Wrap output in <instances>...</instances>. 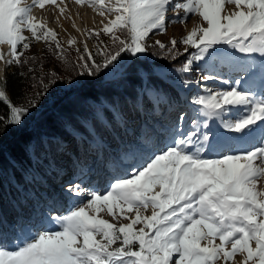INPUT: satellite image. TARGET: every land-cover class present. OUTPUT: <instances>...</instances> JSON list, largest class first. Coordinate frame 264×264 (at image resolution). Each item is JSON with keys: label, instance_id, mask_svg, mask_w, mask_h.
Here are the masks:
<instances>
[{"label": "snow or ice", "instance_id": "obj_1", "mask_svg": "<svg viewBox=\"0 0 264 264\" xmlns=\"http://www.w3.org/2000/svg\"><path fill=\"white\" fill-rule=\"evenodd\" d=\"M75 3L87 5L103 19L102 27L87 30L89 38L98 40L95 52L86 41L82 48L76 46L74 79L71 73L61 75L55 70L37 77L33 75L37 57L25 59L36 41L67 62L56 30L32 12L53 5L69 19L64 0H0V65L4 66L0 105L6 109L0 115V141L11 130L27 133L33 113L60 83L69 89H86L109 87L106 77L112 78L111 83L135 81L142 86L141 103H149L167 96L172 72L188 87L196 82L184 74L197 62L207 68L216 60H228L230 54L224 46L264 56V0ZM169 11L174 13L172 23L184 24L190 14L200 23L179 42L175 38L168 44L156 40L152 47L166 53L169 60L182 55L178 43L185 46L184 52L195 51L176 69H138L126 57L148 51L149 33L166 32ZM101 35L109 42L99 40ZM66 43L69 48L77 45L75 38ZM13 66L25 67L27 77L25 72L19 75L36 81L29 88L37 91L25 103L14 102L8 92L7 69ZM82 77L90 79L82 82ZM200 79L219 76L202 75ZM240 83L235 79L227 89H205V95H195L191 102L199 106L197 117L202 116L203 121L194 118L188 132L174 124L171 143L129 149L131 162L117 168L118 174L112 175L103 191L70 181L69 194L86 199H80L66 214L50 215L48 219L57 227L37 230L12 247L0 243V264H264V128L259 129L258 137L253 136L259 128L257 121L264 123V96L240 88ZM106 112L102 107L95 113L96 119ZM178 120L183 121L184 116ZM212 120H219L218 127L226 134L246 140L249 146L236 147L215 133L210 135ZM27 146L37 154L44 149L43 142L31 139Z\"/></svg>", "mask_w": 264, "mask_h": 264}, {"label": "trees", "instance_id": "obj_2", "mask_svg": "<svg viewBox=\"0 0 264 264\" xmlns=\"http://www.w3.org/2000/svg\"><path fill=\"white\" fill-rule=\"evenodd\" d=\"M35 43L41 44L37 53L33 50ZM95 52V51H94ZM147 57H131L126 59L138 69L179 68L186 57L176 60L166 59L156 47H149ZM35 55L39 63L35 65L37 77H43L50 71L61 75L71 73L75 79L76 71L73 64L77 59L76 50L65 49L66 60L57 58L53 50H49L43 42H32L31 50L25 59ZM42 65V66H41ZM27 72L25 67H9L7 69V86L10 98L17 103H25L36 88H29L35 80L19 75ZM82 82L90 78L82 77ZM112 78L106 77V88L69 89L63 83L55 86L42 106L30 118L27 133L21 134L11 130L9 135L0 141V237L5 243L12 245L11 240L22 234V229L15 227L17 217L26 219V206L30 199L38 197V191L53 183L62 162L69 160L74 154L79 157H91L95 143L105 153V148L113 153L117 141L125 142L127 130L132 131L139 119H145L150 112L151 102L141 103L142 86L135 81L111 83ZM169 84H171L169 82ZM163 97L171 103L178 99V92L173 84ZM104 107L106 113L96 119L95 113ZM6 109L0 105V115ZM43 142L44 149L38 154L27 141Z\"/></svg>", "mask_w": 264, "mask_h": 264}, {"label": "rangeland", "instance_id": "obj_3", "mask_svg": "<svg viewBox=\"0 0 264 264\" xmlns=\"http://www.w3.org/2000/svg\"><path fill=\"white\" fill-rule=\"evenodd\" d=\"M70 1L71 0H64L65 4ZM73 1L75 2V0ZM173 2L175 3L177 0H173ZM228 7L231 8L232 6L229 5ZM47 8L46 10L43 9L45 14L49 13L47 12ZM94 12L95 11L93 10L91 13L94 14ZM95 13L97 14V12ZM80 15L82 16V13ZM97 15L95 16L96 21H93L91 17L90 26L88 23H85L87 20H85L83 17L81 18L85 25L83 29L85 40L80 39L76 33L72 32L73 30L68 31L66 28L62 27L61 22L58 21L59 27L57 28L56 32L58 33V39L60 40L63 47L69 50H76V46L82 48L83 43L86 41L89 49L94 52L98 40L89 38L87 36V30L93 28L98 29L102 27L100 22L103 18ZM180 15L183 16L182 11H180ZM56 16L58 17V13H56ZM173 16L174 13L172 11L167 13L168 19H166L165 24L167 29L166 32L159 33L154 30L152 33H149V38L147 39L149 47H152L156 40H160L161 42L168 44L172 38H175L179 42L188 31H190L196 24L200 23V19L193 14L189 15V18L184 24L172 23L171 18ZM67 21L65 20V24L68 26ZM71 21L73 22V19H70V22ZM68 34L69 37H67ZM69 38H75L77 45L69 48L66 43ZM99 40H102L105 43L109 42L108 37L103 35L99 37ZM177 47L182 53V55L178 58L188 57L190 53L195 51V49L190 48L188 52H184L185 46L180 43H178ZM40 49L41 44L35 43L33 50L38 53ZM223 50L230 54L228 60H216L210 63L207 68H205L203 62H197L191 72L184 74V78L196 82L188 87H184L177 78V74L172 72L169 82L175 86L179 94L178 99L169 103L166 102L164 98L159 100L153 98L150 101L152 108L145 119H139L132 131L127 130L128 133L125 142L117 141V147L113 149V152L117 153L115 158L112 157L111 159L107 155L109 151L106 148L104 149L105 153H103L100 147L93 143L91 146L93 149V153L90 155L91 157L77 158V156L73 154L69 160L62 162V165L58 168L56 177L53 180V183H56L55 187H51L52 189L50 191L48 188H44V190L41 191L42 197L38 196L30 199V203L26 206V219H22L21 216H18L15 225V227L22 229V234H18L17 237H13L11 240L12 245H4L7 247H12L14 246V243H18L24 239L30 238V236L37 230L57 227L48 219L50 215L55 216L59 214H66L67 210L80 199H86L84 197H76L69 194L68 187L70 181L77 184H82L84 187L98 188L103 191L112 175L118 174L117 168L124 167L127 165L126 163L131 162V159L127 155L129 149L136 148L139 145H145V143L160 145L163 143H171L173 134L171 133L170 129L174 124L179 126L180 131L188 132L193 128L191 121L194 118H198L200 121H203L204 118L202 116L197 117V109L199 106L193 105L191 101L192 98L197 94L205 95V89H211L212 91L224 90L229 88L230 85H233L235 79H240V88L250 89L257 97L264 96V56L256 53H240L238 50L231 49L228 46H224ZM139 57L148 58V55L143 53L140 54ZM233 68H243L244 71H234ZM171 69L174 68H167L165 71ZM1 74H3V68L1 70ZM202 75L219 76V79H209L205 81L200 79ZM224 80H228L229 82L224 83ZM181 115L184 116L183 121L178 120V117ZM257 124L259 125V128L253 132V136L256 137H258L260 134L259 129L264 128V123L257 121ZM209 125L211 127V132L209 133L210 135L215 133L220 138V140L227 141L229 144L235 145L236 147L249 146L246 140L237 139L235 136H229L226 134L220 127H218L219 120L209 121ZM203 130L207 131V129ZM98 152L100 153V161L103 163L112 162L108 165H105L112 168L113 170L111 173H109V176L107 172L104 173L105 177L101 178L99 176L102 174L100 171L103 166H101L99 160L97 163L95 162ZM118 157H120L119 161L117 160ZM144 158L146 159L147 155H145ZM123 163L125 164L120 166ZM95 166L97 167L99 174L95 172L96 176L94 175V177L91 178L90 174L92 173H90V171L92 172V170L89 168L92 169ZM81 169H83V174H81ZM93 170L95 169L93 168ZM105 218L111 219L109 217ZM0 242L5 243V241H3V237H0Z\"/></svg>", "mask_w": 264, "mask_h": 264}, {"label": "bare ground", "instance_id": "obj_4", "mask_svg": "<svg viewBox=\"0 0 264 264\" xmlns=\"http://www.w3.org/2000/svg\"><path fill=\"white\" fill-rule=\"evenodd\" d=\"M27 2L30 3L31 0H27ZM66 6H67L66 7L67 8V12H68L67 14L70 17L69 19H66L63 15H61L59 13L58 9L55 6H53V5H47L45 7L44 10H46V8L48 7L47 8V12H49V13H47V14H45V11L43 9H40V8H33L32 12H33L34 16H36L38 18H42L48 24L49 27L57 30V28L59 27L58 26V21H59V22H61L62 27L66 28L68 31L69 30L70 31L73 30L72 32L76 33V35H78L80 37V39L85 40V37H84V34H83V29H84L85 25H84L83 21L81 20V18L83 17L85 20H87L85 23H88L89 26H90L91 17H92L93 21L94 20L96 21L95 16L97 14L95 12H94V14H92L91 12H93V9L88 7L87 5H83V6L77 5L73 0H71L68 3H66ZM56 13H58V17L56 16ZM81 13H82V16L80 15ZM70 19H73V22L72 21L70 22ZM65 20L66 21L68 20L67 21L68 22V26L65 24ZM73 24H75V27H73ZM78 29H79V31H78ZM67 37H69V34L67 35ZM2 47H3L4 51H5L6 50V45L2 46ZM2 68H3V65H0V74H1ZM124 164L125 163H123L120 166H123ZM126 164H128V163H126ZM93 168L95 170H93ZM93 168L91 169L92 172L90 171V173H92V174H90L91 178L94 177L93 176L94 172H97L99 174V171H97V167L95 166ZM112 171H113L112 168L103 165V167L101 168V171H100L102 174L99 175V176L101 178L105 177V175H104L105 172H107V174L109 176V173H111ZM262 183H264V182H262Z\"/></svg>", "mask_w": 264, "mask_h": 264}]
</instances>
